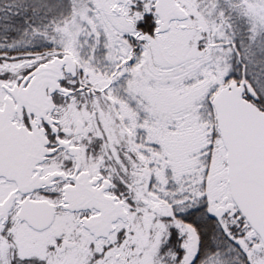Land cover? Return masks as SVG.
Returning <instances> with one entry per match:
<instances>
[{"label": "snow or ice", "instance_id": "snow-or-ice-1", "mask_svg": "<svg viewBox=\"0 0 264 264\" xmlns=\"http://www.w3.org/2000/svg\"><path fill=\"white\" fill-rule=\"evenodd\" d=\"M0 264H264V0H0Z\"/></svg>", "mask_w": 264, "mask_h": 264}]
</instances>
